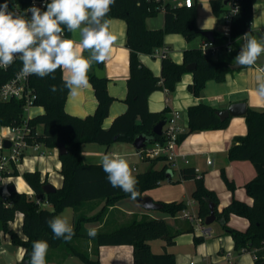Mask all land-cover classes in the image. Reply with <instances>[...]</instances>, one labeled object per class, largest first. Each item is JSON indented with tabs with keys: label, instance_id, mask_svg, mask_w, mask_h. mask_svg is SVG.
<instances>
[{
	"label": "trees",
	"instance_id": "obj_1",
	"mask_svg": "<svg viewBox=\"0 0 264 264\" xmlns=\"http://www.w3.org/2000/svg\"><path fill=\"white\" fill-rule=\"evenodd\" d=\"M5 0H0L3 4ZM28 0H8V6L13 3L25 5ZM50 2V0L48 1ZM211 10L215 15L227 10L224 0H209ZM238 11L232 16L230 23V37L232 45L240 51L241 41L238 38L245 32L251 31L252 0H238ZM163 13V26L149 29L146 19ZM122 18L126 22L125 45L129 49V75L126 79V109L117 115L106 128L102 126L108 114L112 97L107 92V78H98L93 73L89 76L96 99L93 113L83 117L71 115L65 111L64 104L68 94L62 89V71L57 69L55 79L51 77L39 78L31 75V87L35 95L34 106L43 108V113L27 118V125L34 134V141L41 143L45 148H56L59 142L66 148L64 154L58 155L60 161L59 172L62 175V185L51 193H45L42 185L47 183L41 180L40 172L28 170L22 173L24 180L36 196L47 201L48 207L41 206L26 192H19L13 185L5 199L0 195V230L9 235L10 242L23 248V259L32 251V244L36 240H46L49 249H58L64 246L65 255H75L85 263H97L99 246L131 245L133 264H177L172 252L163 251L155 253L151 250L149 241L162 239L164 248L174 243V239L182 232H193V226L187 224L181 227H170L163 217L133 216L127 223L108 230H98L92 238L84 227V223L92 220H102L106 209L112 206L121 197L130 196L120 188H114L107 180L101 162L87 163L81 158V145L84 143H98L108 147L112 142L122 141L132 143L134 138L142 134L148 138L146 145L154 142H163L162 134L152 132L153 126L167 120V108L161 111H150L147 106L148 95L155 90H165L170 93L182 75L189 70L186 65L194 63L195 68L190 70L192 82L187 85L188 91L199 97L207 80L221 82L231 69V60L224 57L213 58L204 55L199 47L183 51L181 63L174 62L170 57L161 58L160 75L153 74L138 58L139 53L152 54L160 48L167 33H180L186 40H192L203 29L196 25V4L186 7L173 5L162 0H116L111 6L106 19ZM67 34H70L65 29ZM213 42L223 45L226 41L220 33L213 31ZM231 45V46H232ZM13 67L6 70L0 68V85L14 72ZM51 85L57 86V91L50 90ZM216 109L206 103H197L187 109V130L178 137V142L188 134L210 129L225 128L230 119H221ZM247 132L233 138L227 149V159L248 160L255 169V176L244 184L245 191L252 198L249 205L243 201L232 198L221 211L216 210L217 196L214 191L207 189L203 184L202 176H197L193 167H183L179 170V179H194L195 187L191 197L197 202V216L204 222L209 214L208 202L215 203L216 219L221 220L223 230L228 233L238 252L252 250L253 264L264 262V105L261 109L247 108L244 115ZM25 119L24 101L0 99V125L19 126ZM116 136V138H114ZM31 142V140H29ZM2 147L0 146V152ZM148 167L135 174L138 181L136 190L138 198L146 190L159 185L165 179L167 166L162 157H142ZM160 162L159 167H155ZM171 171V170H170ZM227 188L231 191L235 186L224 174L220 172ZM5 177L18 175L15 165L3 173ZM131 197V196H130ZM104 200L101 209L91 216L88 210L91 201ZM162 203L161 211L175 215L186 208L184 201H159ZM86 206V207H85ZM66 207H73V222L75 235L70 241L54 239L47 221ZM82 209V210H81ZM16 212L22 214L21 234L8 227L13 221ZM231 214L246 218L249 225L243 231L229 227L226 223ZM85 239L91 243V253L83 251L75 244V240ZM194 243H202L203 235H193ZM94 255L92 259L90 255ZM22 259V260H23Z\"/></svg>",
	"mask_w": 264,
	"mask_h": 264
},
{
	"label": "crops",
	"instance_id": "obj_2",
	"mask_svg": "<svg viewBox=\"0 0 264 264\" xmlns=\"http://www.w3.org/2000/svg\"><path fill=\"white\" fill-rule=\"evenodd\" d=\"M193 2L195 3V1ZM108 21L109 30L117 37V40L112 47L110 57L103 63H94L88 73V75L91 73L95 75L94 70L96 67H99L103 69V77L107 78V92L112 97V102L109 106L108 114L102 122L104 128L108 127L112 120L117 115L123 113L126 109L124 99L126 96V79L129 75V49L125 45L126 22L122 18H110ZM195 22L201 29H210L220 33L213 28L201 24L197 18ZM145 23L149 29L161 28L163 26V13L160 11L155 16L148 17ZM250 28L255 34H257L255 31H264V0H252V21ZM69 35L73 40H78L79 38L75 33H70ZM261 35L264 36L263 34ZM204 39L205 38L200 35L192 40H186L180 33H167L164 35V43L160 48H157L152 54L139 53L138 58L153 74L160 75L161 53L164 49L167 51V56L174 62L181 63L183 51L185 49L199 47ZM233 48L237 50V48L232 45L228 52L221 50L218 57L227 55V58L233 63L234 57L237 55L236 52L234 54L230 52ZM83 55L87 57L89 53L85 51L83 52ZM258 71V67L256 66L254 68L240 67L239 69L227 73L225 79L221 82L207 80L199 97L193 96L187 89V85L192 82V73L188 71L182 75L172 92L167 93L165 90L152 91L148 95L147 106L150 111H161L162 109L167 108V117H169L173 111H177V123L180 126L181 133L187 130L188 107L199 102L206 103L214 107L216 110H221L228 107V105L233 102L245 101L247 108L261 109L264 105V99H261L255 91L257 87L256 74ZM34 107L36 108L35 111L32 110V107L29 109V117L41 114L44 111L40 106H33V108ZM95 107L96 99L92 85L87 89L80 90L79 94L75 96L70 95L68 92L64 104L66 112L79 117L93 113ZM4 127L7 128L6 126H1L2 130H0V146L3 139H8L9 137V130L8 132V128L3 130ZM246 132L247 127L244 116H231L225 128L196 131L188 134L178 143L179 151L186 155L188 162L184 163L181 161L180 167L171 170V176L165 179L162 184L159 183L157 187L148 189L143 194L149 195L154 201H184L186 203V208L174 218L173 228L187 224H191L193 228L195 227L197 231L196 233L191 232L192 235H190L188 242H193L194 247H196L195 250L199 252L196 251L193 256L189 257L182 255L177 250H173L172 247H178V239L180 236H176L174 243L165 248L162 239L150 240L149 244L153 252H172L177 264H186L191 259L206 261L211 264H239L236 261L238 257L241 256L243 252L250 251L242 250L241 252H238L237 256H235L231 248L234 247L233 240L225 231L224 233H226L227 238L225 241L226 249L223 248L220 239L208 241V237L211 236L212 232V229L208 227L210 224L207 226L204 222H199L194 219L192 220L185 216V213L197 215V202L189 199L183 200V193L190 190L191 192L193 191L195 187L194 179L178 180L179 170L181 168L193 167L197 176H202L204 186L215 192L217 196V211H221L232 198L251 205L253 200L247 195L244 184L255 176L253 165L248 160L227 159V149L232 144L233 138L238 135H245ZM134 150L135 148L130 142L116 141L112 142L108 147L92 142L82 144L80 153L84 162L98 163L101 162V157L104 154H113L123 158L125 155L132 154ZM208 160L211 162L208 163ZM133 167L135 168V166ZM59 168L60 161L57 148L47 149L44 155H38L37 153L34 155L25 154L15 165L18 175L8 176L6 181L12 182L17 191L30 193L32 192V189L24 180L22 173L28 170L37 169L40 172L41 180H46L55 188H58L62 185V175L59 172ZM221 170H223L225 176L233 182L235 186L233 191L225 188L223 181L219 176ZM174 171L177 173L176 177L173 175ZM103 204L104 200L91 201L89 209L85 214L87 216L95 214L101 209ZM64 210H68L69 213L65 217L72 224L74 208L66 207ZM145 210V212L137 213L135 212L137 211V207L134 205L131 209H121L119 202L116 201L112 206H109L106 209L102 220L85 222L84 227L87 232L90 228H95L96 231H98L116 228L127 223L133 216H136L137 219L144 216L163 217L160 213L148 209ZM138 214L140 215L139 217L137 216ZM17 215L21 216L20 222H22V214L16 212L15 216ZM213 222H218L221 225V220L215 219ZM11 223L12 221L9 222L8 227L13 229ZM227 225L236 230L243 231L249 225V221L244 217L231 214L228 218ZM16 232L21 234V230ZM194 234L203 235L204 241L202 243H194ZM83 241L85 242L86 240L78 239L75 240L74 243L80 246ZM86 247L90 250L91 243L86 242ZM187 247H190V245H187ZM97 252V263L86 264H133L131 245L99 246ZM214 252L222 259L219 260L215 257L214 260H212V253ZM228 252H230V258L226 257ZM251 253L253 264V251ZM90 257L92 259L95 258L92 254Z\"/></svg>",
	"mask_w": 264,
	"mask_h": 264
},
{
	"label": "clouds",
	"instance_id": "obj_3",
	"mask_svg": "<svg viewBox=\"0 0 264 264\" xmlns=\"http://www.w3.org/2000/svg\"><path fill=\"white\" fill-rule=\"evenodd\" d=\"M116 0H45L43 10L35 0L24 9L26 15L10 11L8 0L0 4V67L7 69L17 59L22 62L19 76L25 79L35 75L41 79H55L60 69L62 89L70 95H78L89 88V70L94 63L105 62L109 57L117 37L109 30L106 19ZM235 11H238L236 9ZM31 14L30 17L28 14ZM68 33L78 35V40L66 38ZM238 40L243 41L233 64L244 68H254L264 59V36L252 31L245 32ZM89 55L85 57L83 52ZM256 94L264 99V68L256 74ZM50 90L56 92L57 86ZM101 166L107 180L114 188L130 194L133 200L139 195L138 183L126 159L113 154L101 157ZM54 239L70 241L75 235L73 225L66 217L54 216L47 221ZM88 236L97 235L95 228L88 229ZM49 243L36 240L28 264H46Z\"/></svg>",
	"mask_w": 264,
	"mask_h": 264
},
{
	"label": "built area",
	"instance_id": "obj_4",
	"mask_svg": "<svg viewBox=\"0 0 264 264\" xmlns=\"http://www.w3.org/2000/svg\"><path fill=\"white\" fill-rule=\"evenodd\" d=\"M49 1V0H48ZM164 2H168L173 5H183L186 7H190L193 5V0H162ZM36 6L41 7L43 10V5L45 0H35ZM33 3V0H28V2L23 5L21 3H13L9 5L10 11H16L21 15H26L24 9L30 7ZM227 10L223 13V25L220 34L225 37L226 41L223 45H217L213 41L204 39L200 44L199 48L201 49L202 54L213 56L215 53L226 50L229 51L231 49V45L233 40L230 37V23L232 16L237 12L235 11L238 8V0H227L225 3ZM30 13L28 16L30 17ZM243 35V34H242ZM241 35V36H242ZM66 38H70V35L65 32ZM71 39V38H70ZM243 41H241V44ZM166 49L161 53V57L166 56ZM9 67H13L14 72L12 75L5 80L0 85V99L3 101H8L11 99H19L24 101V112H29V109L33 107V99L35 95L32 91L31 87V76L28 78H24L19 76V72L22 68V62L17 59L12 65ZM7 67V68H9ZM258 70L264 68V64H257ZM3 70L5 68L0 67ZM27 118L29 115L25 116V119L22 125L19 126H9L7 127L9 130V141L10 145L7 148H3L0 152V195L3 199L9 193L8 189V181L3 173L10 170L11 165H16L21 158L25 155V151L27 149H31L34 151H38V155H44L47 148H45L41 143L34 141V134L31 133V128L27 125ZM178 112L173 111L168 119L165 121L162 126L161 134L164 136L163 142H154L152 144L146 145L139 150L141 157L155 158L162 157L164 163L167 166L168 170H175L180 167V162L187 163L186 155L179 151L178 149V137L181 134V129L179 124L177 123ZM31 140V142L29 141ZM208 163L211 161L208 160ZM134 168V167H133ZM135 169V168H134ZM32 196L35 201L41 206L47 207V201L41 199V197L36 196L34 192L27 193ZM185 216L189 219H194L199 222H203L201 218L197 215L186 214ZM264 256V255H263ZM227 258H230V252L226 255ZM186 264H211L206 261H198L195 259L189 260Z\"/></svg>",
	"mask_w": 264,
	"mask_h": 264
},
{
	"label": "rangeland",
	"instance_id": "obj_5",
	"mask_svg": "<svg viewBox=\"0 0 264 264\" xmlns=\"http://www.w3.org/2000/svg\"><path fill=\"white\" fill-rule=\"evenodd\" d=\"M193 1H195V4H196V18H197V20L201 24H204L205 26H208L209 28H213V29L220 32L222 30V25H223V14L220 13L218 15H215L211 10L209 0H193ZM255 32L264 35V31H261V32L255 31ZM253 34H255V33H253ZM255 35H257V34H255ZM224 52H228V51L224 50ZM230 52L232 54H234L236 52V49L233 48ZM219 53H220V51L215 53L212 57L216 58V59L219 58L218 57ZM222 57L227 58V55H224ZM32 110L35 111L36 108L32 107ZM27 114H28V112L26 111L25 116H27ZM6 129L7 128H5V127L3 128V130H6ZM0 130H2L1 126H0ZM7 132H8V129H7ZM8 135H10L9 132H8ZM37 152L38 151L27 149L25 151V154L26 155H34ZM123 158L126 159L127 162L129 163L134 176L136 173L143 172L148 167V163L146 161H144L142 159L141 155L139 153H136L135 150L132 154L125 155V156H123ZM133 166H135V169L133 168ZM159 166H160V162L156 163L155 167L157 168ZM220 172H219V176H220V179L223 181ZM173 175H174V177H176V175H177L176 171H174ZM164 181L165 180L161 181L160 183L162 184ZM223 184H224L225 188H227L224 181H223ZM190 192H191V190L183 193L184 194L183 200L189 199L191 201L196 202L191 197ZM117 202H119V206L121 209H131V208H133V205H134L137 207V211H135V212L140 213V212L146 211L145 209L141 208L138 205L136 199L133 200L130 196L121 197ZM47 207L50 208L49 205ZM84 211L86 212V210H84ZM151 211L162 214V216L166 220V223L170 227H173L174 218L180 214V212H178L175 215H170V214H167L161 210H151ZM68 213H69L68 210L63 209L56 216L65 217L68 215ZM137 216L139 217L140 215L138 214ZM20 218H21L20 215L15 216L12 223H11V227L16 231H20V224H21ZM8 226H9V224H8ZM208 227H210L212 229L211 236L208 237L209 239L207 238L208 241L220 239L221 244L223 245V248L226 249V246H225V241L227 239L226 233H224V230H222L223 228L221 227V225L218 222H213ZM105 230H108V229H105ZM196 231H197V229L194 227L193 232L196 233ZM190 235H192L191 232L180 233L178 235V236H180L178 239V247H172V249L179 251L184 256H189V257L193 256L197 250H195L196 247H194L193 242H191V243L188 242V239H190ZM86 242L87 241L82 242V244L80 245V247H81L80 249H82L83 251L85 250V251L91 253L92 250H88V247H86ZM187 245H190V247H187ZM212 248H214V247H212ZM231 248H232L233 254L235 256H237L238 251L236 249H234V247H231ZM64 251H65L64 246H60V248H58V249H49L47 252V255H46V264H86L79 257H77L75 255L66 256ZM197 252H199V251H197ZM251 252H252V250L243 252L242 255L239 256L236 261L239 264H252V253ZM215 257H217V259H219V260L222 259L217 253L214 252V253H212L211 259L214 260ZM22 259H23V248L20 246L12 244L8 238V234L3 233L0 230V264H18L22 261Z\"/></svg>",
	"mask_w": 264,
	"mask_h": 264
},
{
	"label": "water",
	"instance_id": "obj_6",
	"mask_svg": "<svg viewBox=\"0 0 264 264\" xmlns=\"http://www.w3.org/2000/svg\"><path fill=\"white\" fill-rule=\"evenodd\" d=\"M227 0H224V3H226ZM258 36H262L260 33H257ZM200 35L202 37H204L207 40L213 41L214 36H213V31L210 29H203L200 33ZM258 64H264V59L258 61ZM231 69L236 70L239 69V66H235L233 63L230 65ZM195 68V64L194 63H189L186 65V69L187 70H193ZM95 76L98 78H102L104 75L103 69L96 67L95 70ZM247 112V107H246V103L245 101H237V102H233L231 104L228 105V107L221 109V110H217L216 113L217 115L223 119L226 117H231V116H244ZM166 120H161L159 122H157L153 128H152V132L156 135H160L161 131H162V126L164 125ZM116 138V136L114 137ZM148 138L142 134L137 135L133 142L132 145L135 148L136 152H139V150L141 148H143L147 142ZM10 145V141L9 139H3L1 147L3 148H7ZM56 148H57V153L58 155L64 154L66 152V148L63 144L61 143H57L56 144ZM171 176V171L167 170L166 171V177H170ZM13 185L9 186V189H12ZM42 189L45 193H51L54 191L55 187L50 184V183H44L42 185ZM137 203L144 209H148V210H157V209H161L162 207V203L159 201H154L149 195L146 194H142L140 195L138 198H136ZM208 208H209V214L205 217L204 219V224H206L207 226L209 224H211L215 219V203L209 201L208 202ZM30 254L29 253L27 255V257L25 259H23L20 263L18 264H28V260L30 258ZM264 264V262L262 263Z\"/></svg>",
	"mask_w": 264,
	"mask_h": 264
}]
</instances>
